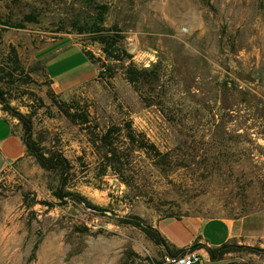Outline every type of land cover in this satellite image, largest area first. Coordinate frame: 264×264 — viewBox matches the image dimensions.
I'll return each mask as SVG.
<instances>
[{"label":"rangeland","instance_id":"374dc122","mask_svg":"<svg viewBox=\"0 0 264 264\" xmlns=\"http://www.w3.org/2000/svg\"><path fill=\"white\" fill-rule=\"evenodd\" d=\"M0 17V61L13 72L2 75L6 113L21 135L14 113L28 116L31 142L70 165L63 185L34 159L0 174V264L163 262L162 247L118 224L126 216L149 226L168 217H255L264 227V185L256 182L264 177V0H0ZM100 36L131 57L108 60L94 42ZM62 38L96 69L64 96L85 77L80 50L65 46L46 63L55 92L34 59ZM128 63L155 65L159 82L148 77L135 90ZM58 103L88 122L72 123ZM127 122L159 155L123 152L120 139L115 173L89 132ZM59 188L71 196L57 198ZM229 245L240 264H264V230L253 246Z\"/></svg>","mask_w":264,"mask_h":264},{"label":"trees","instance_id":"16d2710c","mask_svg":"<svg viewBox=\"0 0 264 264\" xmlns=\"http://www.w3.org/2000/svg\"><path fill=\"white\" fill-rule=\"evenodd\" d=\"M0 25L6 26L7 24L0 17ZM23 24H18L13 27L23 28ZM94 42L100 46L101 51L106 56L108 60L111 61H124V59H129L131 56L126 53V51L118 45V40H116L113 36L106 37H95ZM14 52V50H12ZM89 60V57L85 55ZM14 61L17 63L18 60L14 58ZM155 65L152 68H137L132 63H128L125 67V79L134 87L135 90H140L142 86L145 85V80L148 77L155 78L153 83L159 82V77L155 73ZM13 72H11L10 68H6L2 62L0 61V104L2 109L5 112L13 113L12 109L8 106L5 94L6 92L1 86V83L4 80L2 75L7 77H12ZM148 82V81H147ZM146 82V84H148ZM161 82V81H160ZM150 85V84H148ZM163 84L161 82L159 88L163 89ZM158 89V88H157ZM164 90H162L163 92ZM152 105V104H150ZM72 107L67 108L63 103H58V109L64 116L70 120L72 123L77 125H84L88 122L87 116L80 115L78 110ZM18 120L23 125V134L22 140L26 146V152L29 156H31L35 162L48 173L57 174L62 179L63 185V177L64 174H67L70 165L69 162L61 155L53 152L50 149H43L39 146H35V143H32L30 140L31 135V126H30V118L28 116H24L18 113H14ZM90 140L94 144V146L99 147V149L104 150V155L107 158V161L110 162V168L117 173V166L115 168V162H117L118 156V147L121 141V146H125L123 152H147L148 149L153 150L156 155L159 153L156 151L155 146L152 143H149L148 139L143 133H136L133 131L131 123H124V127L121 126H112L109 127L103 132L101 135H94L93 132H89ZM121 139V140H120ZM120 140V141H119ZM121 153V152H119ZM112 164V165H111ZM120 165H122L120 163ZM258 180L256 182L264 185V177L258 176ZM255 183V182H254ZM54 196L59 199H63L64 197L71 196L70 194L62 193L61 189L55 191ZM264 210V206L257 209ZM252 210L243 211L241 214L246 215L251 213ZM119 225L123 226H132L140 230L151 242H153L156 246L162 247L169 257H174L177 255H182L186 252L194 251L197 248V245H192L189 249H175L160 235V233L154 229L152 226L143 224L139 219L134 217H122L118 221ZM229 244H224L218 248H205L211 260L221 259L224 254L228 252ZM250 248V247H246ZM167 256H164L163 259ZM158 264H165L164 261Z\"/></svg>","mask_w":264,"mask_h":264},{"label":"crops","instance_id":"0c3cea01","mask_svg":"<svg viewBox=\"0 0 264 264\" xmlns=\"http://www.w3.org/2000/svg\"><path fill=\"white\" fill-rule=\"evenodd\" d=\"M65 46L78 48L87 60L88 65L83 80L73 83L75 85L60 93L62 96L68 95L70 91L96 75L94 65L86 58L80 47L68 38L52 41L38 50L34 59L48 76L50 88L54 92L60 84L53 81L45 65L57 58ZM82 75L80 74V76ZM32 159L26 152V146L22 140L19 127L2 109L0 104V174L5 170L24 167L27 163L32 162ZM254 220H256L255 217L211 218L207 220L192 216L183 218L168 217L158 220L152 224V227L175 249H189L196 244L197 248L192 252L200 255L204 264H240L242 259L231 254H225L221 259L211 260L205 248H218L230 243L237 246H253L257 243L259 230L261 232L264 230L263 225L260 228L255 226L254 224L257 222Z\"/></svg>","mask_w":264,"mask_h":264},{"label":"built area","instance_id":"2783aa9c","mask_svg":"<svg viewBox=\"0 0 264 264\" xmlns=\"http://www.w3.org/2000/svg\"><path fill=\"white\" fill-rule=\"evenodd\" d=\"M165 264H204L201 256L190 251L182 255H177L174 257H165Z\"/></svg>","mask_w":264,"mask_h":264},{"label":"water","instance_id":"95a60500","mask_svg":"<svg viewBox=\"0 0 264 264\" xmlns=\"http://www.w3.org/2000/svg\"><path fill=\"white\" fill-rule=\"evenodd\" d=\"M133 49L130 50V52L132 51Z\"/></svg>","mask_w":264,"mask_h":264}]
</instances>
